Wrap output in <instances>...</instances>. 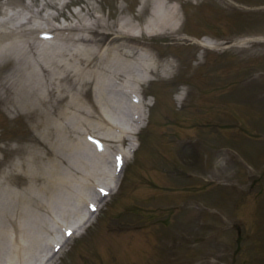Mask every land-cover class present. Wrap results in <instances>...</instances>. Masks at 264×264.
Here are the masks:
<instances>
[{
  "label": "rangeland",
  "instance_id": "1",
  "mask_svg": "<svg viewBox=\"0 0 264 264\" xmlns=\"http://www.w3.org/2000/svg\"><path fill=\"white\" fill-rule=\"evenodd\" d=\"M198 1L199 4H196V0L182 1L185 8L182 11L186 14L188 9L189 16H182L183 27L180 31L168 30L145 36L152 42L155 54L158 53L163 59H168L167 55L171 53L178 54L181 67L178 74L171 78L153 79L142 86L147 104L145 115L156 121L152 123L154 129L148 127L141 130L142 135H145L144 150L141 148L139 154L130 159L126 169L128 171L137 162H143V167H134L128 175V186H138L139 192L123 194L118 200L117 195L122 190L113 195L97 219L93 217L87 224L90 226L85 225L84 235L68 244L57 264H79L78 260L84 261L83 257L85 264H196L201 261L203 264H264V137L259 138L254 134L258 131L256 135L264 136V79L260 78L253 83V78L256 79L257 75L248 78V82L251 80L254 85L248 89L242 88L243 81L232 88L229 85V81L236 82L234 75L237 71L251 72L250 69L246 70L249 65H254L255 71L260 67L264 69V41L246 40L264 36V24L259 23V20H252L261 18L264 21V12H260L261 16H248L255 12H239V7L242 6L235 5L231 0ZM57 2L59 5L64 4L63 9L45 6L46 0H0V20L7 13L16 14L12 24H19L34 13L28 26L37 23L45 25L44 17L53 14L56 16L52 20L53 25H72L79 18L74 12H80L81 17L88 19L91 16L87 13V8L94 6V12H103L114 24L122 16L138 12L141 0ZM73 2H78V6L71 7ZM41 8L42 11L38 12ZM81 8L85 10L80 11ZM246 18L252 19L247 21ZM203 36L232 47L219 51L206 49L203 52L195 42ZM238 41H243V45L234 46ZM10 68V61L4 66L0 64V82ZM190 69L195 70L191 73ZM189 73L192 81L188 84L195 87L188 86L190 101L187 100L182 105L175 93L183 89L182 83L190 80ZM209 80L210 83L206 84ZM203 87H206V95L198 91V88ZM195 89L197 90L191 93ZM182 91L185 94L186 90ZM213 92L216 94L210 95ZM154 95L158 96L157 99ZM136 111L133 110L132 113ZM36 135L33 123L26 115L14 117L0 101V148L5 144L11 146L9 139L19 138L21 141ZM132 143L133 141L128 140L125 148ZM229 152L231 154L226 165L225 160L221 159V167L223 171L227 170L228 176H210L209 184H212L213 189H204L206 183L201 176L210 169L220 153ZM2 156L0 151V159ZM257 169H260L259 174L250 176ZM80 171L82 172H71L69 184L60 192H64L66 196L81 193L86 170L82 168ZM190 175L192 180L189 179ZM261 179L262 182L257 185ZM222 183H228V188ZM200 190L205 193L199 192ZM127 192H131V189ZM196 195L200 197L196 200L199 199L202 206L195 208L194 201L187 198ZM175 204L184 205L174 209ZM86 210L82 204L81 217H85ZM200 210H206L205 215L200 214ZM198 214L200 215L197 217ZM226 215V222H221L222 216ZM55 216L66 222H75L78 218L62 215L60 212ZM112 220L117 221L115 225H124L125 229L131 230L119 228L115 231L111 227L109 231H105L103 222L105 221V227H109ZM130 220L133 224L128 223L126 226L125 221ZM150 223L151 227H148ZM237 225L242 229V236L237 233ZM58 230L61 231L60 228ZM89 232L90 238L87 236ZM189 236L192 238V247ZM172 237V245L177 244L176 256L164 250L171 248ZM196 238L200 239L198 245L201 246H193L198 243L194 242ZM71 246L82 249L83 252L79 253L82 257L73 248L69 251ZM49 250L54 251L53 248ZM96 250L99 253L92 255ZM207 251H211L210 257ZM87 258L94 263L86 260Z\"/></svg>",
  "mask_w": 264,
  "mask_h": 264
},
{
  "label": "bare ground",
  "instance_id": "2",
  "mask_svg": "<svg viewBox=\"0 0 264 264\" xmlns=\"http://www.w3.org/2000/svg\"><path fill=\"white\" fill-rule=\"evenodd\" d=\"M46 5L57 2L47 0ZM140 8L139 15L122 16L114 24L88 8L92 21L76 14V25L60 28L75 29L74 33L60 32L40 47L37 35L49 30H41L40 24L12 26L16 14L0 20V64L11 62L0 82V101L14 115L28 116L37 132L24 144L3 150L7 159L0 167V264L3 260L48 264L56 255L45 260L42 254L54 244L56 230L50 218L59 222L55 217L59 212L80 217V205L87 197L100 205L113 194L115 187L103 179L110 170L108 143L122 145L131 132L127 101L121 94L137 89L155 72L167 76L174 68L171 61L161 65L138 36L175 31L182 17L174 0H141ZM146 11L145 24L138 25L136 20ZM50 19H46L48 28ZM95 127L106 128L103 141L107 144L94 154L80 134ZM82 168L86 178L81 193L60 192L69 184L71 172ZM96 180L111 186L109 195L95 194ZM95 213L89 212V219ZM85 224L87 220L76 234Z\"/></svg>",
  "mask_w": 264,
  "mask_h": 264
}]
</instances>
